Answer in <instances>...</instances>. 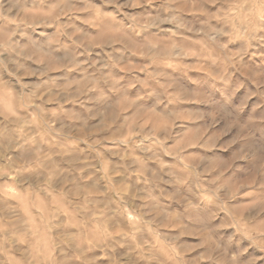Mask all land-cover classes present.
I'll list each match as a JSON object with an SVG mask.
<instances>
[{"label":"clouds","instance_id":"1","mask_svg":"<svg viewBox=\"0 0 264 264\" xmlns=\"http://www.w3.org/2000/svg\"><path fill=\"white\" fill-rule=\"evenodd\" d=\"M0 264H264V0H0Z\"/></svg>","mask_w":264,"mask_h":264}]
</instances>
